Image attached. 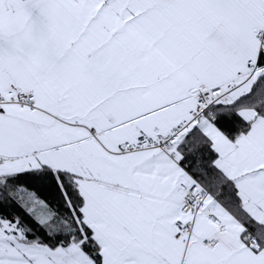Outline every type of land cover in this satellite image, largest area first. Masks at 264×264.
I'll list each match as a JSON object with an SVG mask.
<instances>
[{
  "label": "snow or ice",
  "instance_id": "1",
  "mask_svg": "<svg viewBox=\"0 0 264 264\" xmlns=\"http://www.w3.org/2000/svg\"><path fill=\"white\" fill-rule=\"evenodd\" d=\"M0 264H264V0H0Z\"/></svg>",
  "mask_w": 264,
  "mask_h": 264
}]
</instances>
